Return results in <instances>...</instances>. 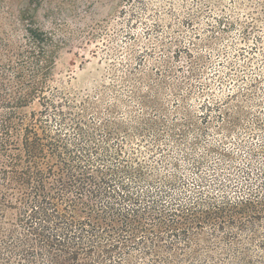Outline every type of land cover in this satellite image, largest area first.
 I'll list each match as a JSON object with an SVG mask.
<instances>
[{
    "label": "rangeland",
    "instance_id": "1",
    "mask_svg": "<svg viewBox=\"0 0 264 264\" xmlns=\"http://www.w3.org/2000/svg\"><path fill=\"white\" fill-rule=\"evenodd\" d=\"M28 27L58 44L45 91L52 130L62 110L68 125L147 152L141 162L162 175L178 165L188 186L218 176L232 198L251 189L247 173L264 177V0H0V37L19 47ZM41 103L21 113L39 116ZM228 234L205 231L201 256L182 264H240L228 239L219 244ZM238 243L259 264L248 232Z\"/></svg>",
    "mask_w": 264,
    "mask_h": 264
},
{
    "label": "trees",
    "instance_id": "2",
    "mask_svg": "<svg viewBox=\"0 0 264 264\" xmlns=\"http://www.w3.org/2000/svg\"><path fill=\"white\" fill-rule=\"evenodd\" d=\"M57 48L39 28L28 27L19 47L0 37V264H133L131 250L150 264L191 263L207 230L229 233L219 244L228 239L239 263L253 264L238 243L245 230L264 264L262 174L247 173L251 189L232 198L218 176L188 186L178 165L162 163L170 171L162 175L126 150L125 139L106 132L99 140L86 123L68 125L62 110L52 130L45 91ZM37 99L45 111L21 113Z\"/></svg>",
    "mask_w": 264,
    "mask_h": 264
}]
</instances>
